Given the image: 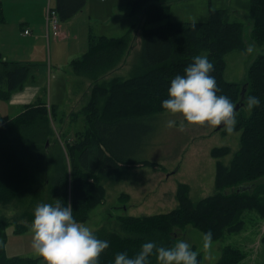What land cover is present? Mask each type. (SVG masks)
Here are the masks:
<instances>
[{
  "label": "rangeland",
  "instance_id": "1",
  "mask_svg": "<svg viewBox=\"0 0 264 264\" xmlns=\"http://www.w3.org/2000/svg\"><path fill=\"white\" fill-rule=\"evenodd\" d=\"M0 1L3 9V19L0 20V60L4 58L7 61L31 66V78L22 89L16 91L17 93H12V98L22 94L19 92L24 90V93L27 90H39V98L44 96L48 103L55 104L60 109L54 118H51V115L46 119L34 118L31 124L15 131V141L18 143L15 156L17 160L33 164L36 176L33 179L30 175L29 180L26 178L27 174L24 175L26 190L20 199L23 204L20 216L22 211L26 212L24 220L15 217L19 210H13L12 207L0 206V215L11 220L17 218L19 223L29 227L32 221L28 217H34L36 205L40 202L52 203L57 198V193L54 195L53 189L56 192L58 182L47 180L50 184L48 187L43 186L46 183L44 173L46 164L52 162V159L60 160L59 170L52 177L58 181L62 173H67L70 178L72 159L69 149L78 141L77 139L85 136L83 120L86 118L85 110L91 103L95 85H107L108 88L111 85L116 86L120 83L117 80L124 82L125 78H131L146 69L143 67L139 71L142 62L139 59L137 44H133L129 38L122 55L96 71L94 75L81 76L83 96L77 97L80 102H73L70 94L74 73L70 67L71 59L68 58L72 53L68 51L70 50L68 44L71 39L77 37L80 48L84 45L82 50L84 54L89 49L91 35L108 37L122 35L126 31L140 35L147 26L144 8L133 7L136 0H87L83 10L74 18L62 20L57 15L61 35L54 38L52 32L47 29L46 13L49 7H55L56 0ZM168 5L169 17L158 25L167 21L181 24L207 22L211 13L217 10L228 11L231 13V20L243 23L244 47L233 50L224 57L225 80L239 84L242 90L247 83L250 66L264 54V45L258 44L251 37L250 0H170ZM25 30H28L29 34L25 35ZM69 32L72 33V37ZM47 33L50 34L48 42ZM63 33L67 35V40L61 39ZM129 45L132 51H135L130 59L126 53ZM249 45L253 46L252 52L247 51ZM62 62L65 64L61 65ZM133 63L138 64V70L130 74ZM8 68L11 67L1 66L0 63V79ZM114 81L116 82L113 83ZM4 86L6 87V84L0 81V87L5 89ZM107 101L106 96L100 98L98 103L100 111L105 108ZM20 108L12 107L9 100L0 98V116L7 114L15 117L21 112ZM245 111L247 115L251 114L246 106ZM89 112L93 113V110L87 114ZM105 117L108 118L107 115ZM169 119H175L179 124L182 117L163 112L146 121L150 132L149 135L145 134L146 140H141L143 145L140 146L141 142L138 145L140 148L134 159L150 161L151 165L126 168L125 173L121 174L122 178L112 175L114 177L112 179H99L105 189V201L90 210L88 220L84 223L95 233L120 230V218L169 214L179 206L180 184L189 187L188 196L193 203L218 193L215 187L217 163L231 167L241 148L242 132L235 128V131L229 134L224 129L217 131L218 126L196 125L187 121L183 127L169 128L166 126ZM216 148H228L229 153L215 158L212 156V150ZM244 186L252 189V185ZM44 191L51 193L44 194ZM254 192L264 207V177ZM243 216V226L239 231L225 233L223 238L211 240L207 246H204L202 240L204 233L192 227L177 230L175 240L188 239L193 249L199 253L200 264H224L232 251L241 258L237 264H264V208L246 211ZM31 240V228L29 231L18 233L14 225L8 226L6 255L41 258L40 264H45L44 259L34 253Z\"/></svg>",
  "mask_w": 264,
  "mask_h": 264
},
{
  "label": "trees",
  "instance_id": "2",
  "mask_svg": "<svg viewBox=\"0 0 264 264\" xmlns=\"http://www.w3.org/2000/svg\"><path fill=\"white\" fill-rule=\"evenodd\" d=\"M169 1L136 0L133 3L134 8H144L147 28H144L141 40V58L146 69L141 75L138 73L124 82L117 80L120 83L116 86L108 88L107 85H95L91 103L85 110V136L77 139L69 149L72 159L70 178L67 173H62L58 181L52 177L59 170L60 164V160L52 159L44 168L46 183L43 186L48 187L50 182L47 183V180L58 182L53 194L57 193V198L62 199L64 204L70 201L75 218L85 223L90 210L105 201V189L99 179H112V175L122 178L121 174L125 173L126 168L151 165L150 161L134 159L140 148L138 145L146 137L145 134L150 132L146 121L166 112L161 101L167 98L170 80L176 74H183L184 68L197 54L207 55L214 63L215 71L212 75L216 77L222 93L241 106L237 112L236 125V129L242 132L241 148L230 168L217 163L215 187L218 193L213 196L193 203L188 196L189 187L180 184L179 206L169 214L120 218V230L96 233L98 237L110 242V247L101 256L100 264H112L115 253L119 251L126 250L129 255L134 254L146 240L171 246L176 241V231L187 227L204 234L211 232V240H219L225 233H233L242 228L246 211L264 208L254 195L255 188L264 177V54L254 61L248 71L245 96H258L261 105L250 110L251 114L247 115L245 96H242L239 84L227 82L224 78L225 55L244 47L243 23L231 20V13L228 11L217 10L211 13L207 22L181 24L167 21L158 25L169 17ZM250 2L251 37L258 44L264 45V0ZM85 4L86 0H56L52 9L62 20H67L82 11ZM2 19L0 1V20ZM151 25L154 26L148 28ZM129 35L130 33L117 38L91 36L88 51L71 64L74 72L79 75H94L96 71L106 67L123 54ZM0 63L1 66L11 67L0 79L7 87H0V98L9 100L11 94L22 89L29 80L31 68L30 65L3 59ZM105 96L108 101L100 111L98 103ZM91 110L93 113L87 114ZM48 115L54 118L56 108L38 103L29 105L24 113L14 119H0V206L6 207L19 201L26 190L24 175L27 174V179L30 175H36L30 174L35 169L33 164L19 161L15 156L18 144L15 141V131L31 124L34 118L46 119ZM142 145L141 142L140 146ZM228 153V148L212 150L215 158ZM247 184L252 185V189L238 191L240 186ZM48 193L51 192L44 191V194ZM25 217L26 212L20 216L23 220ZM28 218L33 220V217ZM10 220L0 215V264H40L42 260L38 258L6 255L7 227L14 225L18 233L29 229L26 224L19 223L17 218ZM198 260L200 261V257ZM239 261V255L232 251L224 264H237ZM152 264H156L155 257L152 258Z\"/></svg>",
  "mask_w": 264,
  "mask_h": 264
},
{
  "label": "clouds",
  "instance_id": "3",
  "mask_svg": "<svg viewBox=\"0 0 264 264\" xmlns=\"http://www.w3.org/2000/svg\"><path fill=\"white\" fill-rule=\"evenodd\" d=\"M247 51L252 52L253 46L249 45ZM214 71V63L208 56L197 54L183 74L174 75L161 106L170 115H179L182 119L179 124L175 119L167 120V127H183L187 121L196 125L222 126L229 134L235 131L237 105L222 93L212 75ZM244 104L252 110L261 105V99L247 95ZM31 231V247L45 264H100L102 254L110 247L108 240L98 237L89 226L75 218L70 201L64 204L60 198L36 205ZM202 240L207 246L211 232L205 233ZM198 255L188 239H179L171 246L146 240L132 255L126 250L116 252L112 264H152L153 257L156 264H200Z\"/></svg>",
  "mask_w": 264,
  "mask_h": 264
},
{
  "label": "crops",
  "instance_id": "4",
  "mask_svg": "<svg viewBox=\"0 0 264 264\" xmlns=\"http://www.w3.org/2000/svg\"><path fill=\"white\" fill-rule=\"evenodd\" d=\"M101 1H105V0H101ZM50 2V1H49ZM86 2H87V0H86ZM56 5V4H55ZM2 11H3V9H2ZM76 16V15H75ZM75 16H73L72 18H74ZM47 29H48V27H47ZM144 30V29H143ZM49 31V30H48ZM70 33V37H72V33L71 32H69ZM111 34V33H110ZM125 34H128L127 33V31L124 33V34H120V35H114V36H95V37H107V38H117V37H121V36H123V35H125ZM91 36H94V35H91ZM91 36H90V38H91ZM142 36H143V31H142V33L140 34V35H138V34H135V35H133L132 33H130V35H129V38H130V40L132 41V43L133 44H137V50H138V54H139V59L141 60V62H142V67H140V70L139 71H141L142 69H143V67L144 68H146L145 67V65L143 64V61H142V58H141V56H142V50H141V45H140V43H141V40H142ZM66 38V40L68 39L67 38V35L66 34H62V38L61 39H65ZM48 39H50V34L49 33H47V42H48ZM133 40H134V42H133ZM79 40H77V37L76 38H74L73 40L71 39V42H70V44H68V46L70 47V50L68 49V51H71L72 53L69 55V60L71 61V63H70V67H71V69L73 70V68H72V62L74 61V60H77V59H81L82 57H83V55L87 52H85L84 54H83V52L84 51H82V50H84V45H83V47H81L80 48V44L79 43H77ZM89 42H90V40H89ZM130 48V49H129ZM140 49V50H139ZM76 52H79V53H76ZM133 52H135V51H132V49H131V47H130V45H129V47H128V49H127V51H126V53H127V56H128V58L130 59L132 56V54H134ZM80 54H82V56H80ZM75 56H79V57H75ZM73 58V59H72ZM3 60H7V59H4V58H2ZM65 63L64 62H62L61 63V65H64ZM23 65H28V64H23ZM30 68H31V66H30ZM136 70H138V64H134L133 63V65H132V67H130V71H129V73L130 74H132L133 72H136ZM132 72V73H131ZM73 73H74V78L72 79V90H71V94H70V98L73 100V102H78L80 99H77V97L79 98V97H82L83 96V94H82V86H83V81H82V79L83 78H81V76H84V75H79V74H76L75 72H74V70H73ZM128 73V74H129ZM139 73H141V72H139ZM127 74V75H128ZM129 74V75H130ZM137 74V73H136ZM127 75H126V77H127ZM134 75V74H133ZM88 76V75H87ZM29 78H31V69H30V77ZM93 79H95V77L93 78ZM126 79V78H125ZM128 79H130V78H128ZM25 91V90H24ZM24 91H22V92H19V93H22V94H19V96H17L16 98H12V96H10V98H9V101H10V105L12 106V107H21L19 110H21V112L20 113H18V115H20V114H22V113H24L25 112V110H26V108L29 106V105H35V104H38V103H44V104H46L47 105V107L48 108H56V116L58 115V113H59V107L58 106H56L55 104L53 105V104H50V103H48L45 99H44V96L42 97V98H39V90H27L26 91V93H24ZM16 92V91H15ZM14 93V92H13ZM17 93V92H16ZM12 95V94H11ZM80 102V101H79ZM18 115H16L15 117H17ZM1 118H3V117H9L10 119H14L15 117H10L9 115H4V116H0ZM84 122H85V120H83ZM31 173L33 174V173H35L33 170L31 171ZM36 174V173H35ZM36 175H32L31 176V178H33L34 179V177H35ZM22 202H20V200L19 201H15L14 203H12L11 205H9V206H6V208L7 207H12V209L13 210H19L18 212H16V216L15 217H17V218H19L20 219V214H21V211H20V209H21V207H22V205L23 204H21ZM24 203H25V201H24ZM25 212L24 211H22V215L24 214ZM15 217H13V218H15ZM10 219V218H9ZM30 228H31V225L29 226V229H28V231L30 230ZM38 259H41V258H38ZM42 260V259H41Z\"/></svg>",
  "mask_w": 264,
  "mask_h": 264
},
{
  "label": "built area",
  "instance_id": "5",
  "mask_svg": "<svg viewBox=\"0 0 264 264\" xmlns=\"http://www.w3.org/2000/svg\"><path fill=\"white\" fill-rule=\"evenodd\" d=\"M52 8L53 7H49L47 9V13H46L47 27H48L49 32H52L53 37L54 38H58L61 35L59 21H58V18H57L58 14ZM24 34L25 35L29 34V31L25 30Z\"/></svg>",
  "mask_w": 264,
  "mask_h": 264
},
{
  "label": "water",
  "instance_id": "6",
  "mask_svg": "<svg viewBox=\"0 0 264 264\" xmlns=\"http://www.w3.org/2000/svg\"><path fill=\"white\" fill-rule=\"evenodd\" d=\"M242 96L244 97L245 96V93H246V89L245 88H243L242 89ZM240 108H241V106H240V104H238L237 105V112L240 110ZM223 129V127L222 126H218L217 127V131H220V130H222ZM250 189V187L249 186H240L239 188H238V191H241V190H243V191H246V190H249Z\"/></svg>",
  "mask_w": 264,
  "mask_h": 264
}]
</instances>
